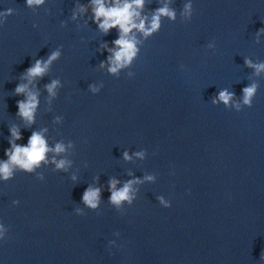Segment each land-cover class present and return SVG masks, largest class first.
Listing matches in <instances>:
<instances>
[{
    "label": "water",
    "instance_id": "95a60500",
    "mask_svg": "<svg viewBox=\"0 0 264 264\" xmlns=\"http://www.w3.org/2000/svg\"><path fill=\"white\" fill-rule=\"evenodd\" d=\"M76 2L46 0L34 14L26 0H0V11L15 9L0 27V160L7 159L12 124L21 129L20 144L43 128L50 145L76 143L68 173H53L49 164L40 170L44 181L26 173L0 181V221L9 228L0 241V264H264V73L252 76L243 59L264 61V36L254 42L264 27V0H192L195 12L187 23L179 17L185 0H174L177 21L165 19L146 41L132 78L98 70L108 55L100 45L111 47L118 34L112 29L103 36L90 9L72 21ZM158 6L149 0L145 12ZM212 40L215 53L205 47ZM60 45V60L37 85L36 122L25 129L16 117L23 97L12 92L35 59ZM56 77L64 87L47 111L44 85ZM249 77L260 83L251 108L211 104L223 88L239 99ZM99 82L100 93L87 90ZM57 115L62 125L53 123ZM141 149L146 159L123 160L125 150ZM148 173L158 174L156 183L138 186L124 215L108 204L110 177L123 183ZM95 176L103 192L100 214L85 209L86 215H76ZM160 195L170 208L159 205ZM111 240L119 247L110 248Z\"/></svg>",
    "mask_w": 264,
    "mask_h": 264
},
{
    "label": "clouds",
    "instance_id": "9594fccd",
    "mask_svg": "<svg viewBox=\"0 0 264 264\" xmlns=\"http://www.w3.org/2000/svg\"><path fill=\"white\" fill-rule=\"evenodd\" d=\"M149 0H89L88 4L76 2L72 10L70 19L76 21L78 17L83 16L91 10V22L96 24L97 30L103 35H109L112 29H116L117 38L111 41V47L107 41H104L98 51L101 53L107 52V58L101 61L98 65V70H105L107 74L119 78L122 72L126 73L128 78H132L135 73L131 71L134 63L140 57L141 49L146 41L158 34L162 28L163 21L167 19L170 22L177 21V10L172 7L174 0H156L160 6L155 9H150V14L145 12L146 3ZM46 0H26V7L31 9L35 14L37 10L44 6ZM47 11V9H46ZM195 9L192 0H185L179 11L181 23L190 22L193 18ZM15 13V9L8 8L5 11H0V27L6 22L7 18ZM88 21H85V25ZM67 22L61 21L60 27H66ZM37 27V25H33ZM254 42L259 44L261 37L264 36V27H261L255 32ZM206 49L215 53L217 45L215 40L206 44ZM63 45L51 50L46 58L41 57L35 59L30 67L25 69L19 76V83L16 85L13 96H22L23 99L17 101L18 111L16 117H19L24 124L25 129H30L36 122V116L40 107V90L38 83L44 77L49 76L52 71V66L59 61L62 56ZM244 66L253 69L252 76L261 77L264 73V61H254L250 57H244ZM181 64V70L184 69ZM250 83L242 89V95L236 99L234 91H229L228 88H223L212 98L211 104H223L225 109L242 111L245 107L251 108L253 100L260 88L259 80H252L249 77ZM64 87L62 80L59 77L52 78L49 83L44 85V90L47 93L46 103L47 111H52L53 101L59 96L60 90ZM103 82L90 83L88 91L93 95L100 93L103 89ZM54 124H63L62 116H55ZM10 137L8 143L10 147L5 149L7 159L0 160V181L7 183L14 179L17 173L34 174L39 181L45 180L43 168L49 164L54 165L51 168L53 173H68L72 168L74 161L69 159L72 150L76 149V143L72 140L60 139L54 145H50L45 133L47 128L41 130H32L28 137L27 144H20L17 141L23 139L21 129L18 125L12 124L9 126ZM83 143H87L85 138ZM155 155V153H153ZM140 160L146 159L147 149H141L129 155L125 150L122 153V158L125 161H131L132 156ZM83 166L87 168V161L83 162ZM79 171V170H77ZM174 174V173H173ZM132 176V173L129 172ZM157 173H148L142 177L133 176L131 179L121 183L115 177H110L108 180L107 191L110 192L108 204L111 205L117 212L124 215L126 212L125 205L131 207L138 197L140 187L145 183H156ZM74 186L79 183V178L75 172L69 176ZM95 184H88L82 194L83 207H75L76 215H86L85 209L100 214V206L102 204V187L96 186L99 184V176L94 178ZM118 185H120L118 187ZM190 194V190H189ZM156 200L159 205L164 208L171 207V201L165 199L163 195L157 196ZM19 200H13L12 205H19ZM79 205V204H77ZM9 228L0 221V241L7 239ZM119 236L120 233H114ZM109 247H119L114 240L108 242ZM260 260L264 261V251L261 252Z\"/></svg>",
    "mask_w": 264,
    "mask_h": 264
}]
</instances>
